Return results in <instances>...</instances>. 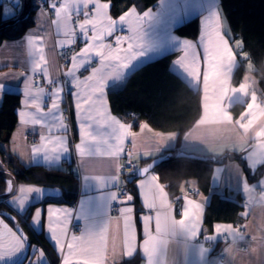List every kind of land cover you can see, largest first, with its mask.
Returning a JSON list of instances; mask_svg holds the SVG:
<instances>
[{
  "label": "crops",
  "instance_id": "0c3cea01",
  "mask_svg": "<svg viewBox=\"0 0 264 264\" xmlns=\"http://www.w3.org/2000/svg\"><path fill=\"white\" fill-rule=\"evenodd\" d=\"M99 3L107 2L99 0ZM34 7H37L36 0ZM214 9L221 18L223 42L211 52L202 51L206 23H214L211 17ZM3 10L4 5L2 16ZM109 10L110 5L107 10L110 16ZM146 11L149 15L142 17ZM19 12L20 9L15 16ZM137 17H142V20H137ZM195 17H199L197 39L182 38L174 33V28ZM76 20L75 15L68 20L63 14L56 16L54 10L49 12L37 8L34 25L21 38L0 44V84L5 85L0 90V104L4 92L20 95L17 122L4 148L26 167L40 166L45 170L73 172L78 180L75 202L63 203V193L57 187L17 184L15 194L6 199L5 204L21 217L34 205L27 225L49 241L59 264H63V256L67 255L66 245L71 235L79 236L86 225L96 233L109 232L115 237L112 241L115 264L132 259H137L136 264H264V173L255 177L259 168L264 166V108L259 106L260 103L264 106V92L257 89L250 74L249 62L246 66L249 64L250 68L245 66L246 74L241 82L232 84L238 57L242 60L245 56L240 52L239 41L230 43L227 38L228 27L219 10L218 0H159L154 8L133 12L129 18L132 31L129 26H118L115 35L132 37L135 46L125 53L128 61L110 62L104 70V94L95 97V107L102 105V111L108 113L107 118L101 120H86V113L75 107L78 102L76 93L79 92V102L82 103V98L89 94L94 84L89 82L74 88V81L70 83L72 78L66 75L71 67L70 62L63 84L60 80L58 53L75 45L79 48L78 52L85 46L79 39L77 24L73 23ZM83 20L84 17L80 16L78 22ZM114 20H119V17ZM73 38L76 43L68 45V40ZM106 43L117 47L114 36L109 37ZM121 47L126 48L127 43ZM172 53L176 55L170 65L171 71L201 94L198 119L180 137L175 132L157 131L146 122L132 129L124 117L111 113L108 91L120 88L141 65ZM123 62H127V65L121 67L119 64ZM37 64L40 65L39 70L35 67ZM93 66H100L98 58H94ZM90 74V70L83 72L81 79ZM248 81L253 84L247 85ZM57 88L63 89L57 100L59 108L49 111L53 100L57 99L52 95ZM33 100L38 102L40 111L32 106ZM67 102L69 119L64 117L62 107ZM84 107L88 108V105ZM92 114L95 116V111ZM33 120L43 123L34 124ZM82 123L89 125L92 139L83 135ZM41 135L61 137L68 151L60 149L53 152L57 145L50 144L47 149L33 153L34 147H41ZM77 144L85 145V154L76 149ZM125 150L138 168L142 167L143 161L170 150L202 158H237L227 159L225 163L212 168L210 187L211 192L228 199L241 196V221L237 224L216 223L210 231L205 230L203 214L210 196L199 193L196 183L188 181L181 188L178 210L153 171L133 181V193L128 192L120 203V214L112 215L110 210L116 190L131 181V178H123L118 173V164ZM45 156L49 158L45 159ZM244 169L251 181L247 179ZM21 188L32 191L21 192ZM187 189L197 195L186 196ZM21 200L24 201L23 208ZM36 210L41 213L39 224L34 222ZM49 210L58 215L49 218ZM65 213H69L67 218ZM77 216L81 219H77ZM0 220L16 231L9 221L1 216ZM140 220L143 222L142 228ZM73 224H80V227L76 228ZM49 225L57 229L56 234L65 245L63 253L59 252V245L49 238ZM61 227L67 229V235H60ZM0 233H4L2 225ZM221 237H225L227 242L221 243ZM10 241L7 234L0 237V244L6 245ZM146 242L150 243L147 253ZM128 243L136 249L129 258L123 253ZM132 248H129V252ZM32 249L44 251L31 246L29 259L35 264L40 252L33 257ZM109 255L110 258L113 256L112 245ZM71 259L76 264L79 257L73 256ZM19 260L16 257L11 264ZM43 260L44 264H50L46 255Z\"/></svg>",
  "mask_w": 264,
  "mask_h": 264
},
{
  "label": "trees",
  "instance_id": "16d2710c",
  "mask_svg": "<svg viewBox=\"0 0 264 264\" xmlns=\"http://www.w3.org/2000/svg\"><path fill=\"white\" fill-rule=\"evenodd\" d=\"M31 1L32 7L28 19L0 30V44L3 41L21 38L34 25L33 19L38 7H34V0ZM102 1L109 3V14L115 19L131 8L139 12L154 8L159 0ZM218 3L228 27L229 42L239 41L240 52L246 56L242 60L238 57V66L233 73L232 84L238 85L241 82L246 74V63L249 62L250 74L256 87L260 92H264V0H218ZM4 22L2 6H0V24ZM174 33L182 38L197 39L199 17L177 26L174 28ZM175 55V53L168 54L141 65L129 75L120 88L108 91L107 100L111 113L124 117L132 129L137 128L139 123L146 122L157 131L175 132L178 137L183 135L200 115L201 94L190 88L171 71L170 65ZM19 105V93H3L0 104V170L11 174L16 184L57 187L63 193V203L73 204L78 187V180L73 172L45 170L40 166L26 167L6 152L4 145L9 141L17 122L16 112ZM169 152L172 154L171 157L156 166L153 172L157 174L172 200L180 195L181 188L188 181H194L199 193L210 196L203 214L202 222L205 230L210 231L216 223L237 224L241 221L240 213L243 209L241 196L236 195L234 200L228 199L219 193L211 192L210 187L212 168L225 163L227 159L237 158L225 156L219 159H198L195 156L188 157V154L184 157H175L182 152L176 150ZM154 159L143 161L141 166H146ZM244 172L247 179L251 181L246 169ZM263 173L264 166L259 168L255 177ZM135 180L136 178L132 177L126 185L131 193H133ZM4 192L5 183L0 179V195ZM33 207L34 205L21 217L11 211L5 204V200L0 201V213L5 214L1 217L9 221L15 230L20 229L29 245L41 248L50 264L58 262L49 241L42 234L33 232L27 225ZM136 263L137 259H132L122 264Z\"/></svg>",
  "mask_w": 264,
  "mask_h": 264
},
{
  "label": "snow or ice",
  "instance_id": "6c2138e0",
  "mask_svg": "<svg viewBox=\"0 0 264 264\" xmlns=\"http://www.w3.org/2000/svg\"><path fill=\"white\" fill-rule=\"evenodd\" d=\"M26 7L25 3L20 4L18 0H7L4 4L3 16L5 23L16 22V19L12 17L15 16V13ZM50 8L55 11L56 16H60L63 14L66 19L72 20L73 16L77 17L76 23L79 28V39L85 45L82 47L75 55L71 56L70 63L71 67L68 69L66 75L72 78L74 81L73 87L79 88L81 84H87L91 82L94 84V87L90 88V92L88 95L82 98V103L80 101L79 92L76 93L78 102L75 107L79 109L82 113H86V120H101L107 118L108 113H104L102 111V105L98 108L95 107L96 99L95 97L99 94H104V70L108 66L110 62L113 61H128V57L125 53L131 51V49L135 46L134 42H132V37H125L122 35H115L116 31L119 30L118 26H129V30L133 29L130 26L129 18L133 15L132 11H126L123 15L119 16V20H114L111 16L108 15L107 10L109 9V4L107 3H99V0H56L50 4ZM23 12L20 13V16L17 19L21 18ZM149 13L146 11L143 13L142 17L148 16ZM80 16L84 17L83 22H78ZM142 17H137V20H142ZM211 17L214 18V23L208 24L206 23V30L203 37V46L202 51L211 52L214 48L218 47L223 42L222 31H221V18L217 10L211 11ZM75 36V33L73 34ZM115 39L116 48H113L111 43H106L109 37H113ZM76 43V39H69L68 45H73ZM124 43H127V47H121ZM199 48L200 45H197ZM123 54V55H122ZM94 58H98L99 67L93 66ZM43 60V57H41ZM121 67L127 65V62H123L119 64ZM36 69L39 70L40 65L37 64ZM91 71V74L84 77L83 80L81 76L83 72ZM80 73L81 75H77ZM46 75V72H45ZM5 87L4 84H0V90H3ZM43 90L41 89V92ZM62 88H57L56 91L52 94L57 99H54L51 108L49 111L56 110L59 108V103L57 100L59 99ZM27 94V93H26ZM32 106L40 111L39 104L36 100L31 102ZM88 105V108L84 106ZM38 106V107H37ZM95 111V116H93L92 112ZM23 116V113H21ZM34 124H42V121L33 120ZM81 131L83 135L88 139H92L91 133L89 131L88 124H81ZM130 127V126H129ZM41 147H34L32 149L33 153H38L42 149H47L48 145L55 144L57 147L52 149L53 152L62 149L64 152L68 151V147L65 145V142L61 137L49 138L46 136H40ZM76 149L81 152V154H85L86 148L83 144H77ZM48 156H45V159H48ZM58 158V157H57ZM21 192L29 191L32 189H20ZM21 207H24V201H20ZM134 211V208H133ZM4 213H0V216H4ZM33 215V214H32ZM35 223H40V210H36L35 212ZM53 215H58V213L54 214L51 210L48 212L49 218ZM69 213H65V218ZM11 219V217H9ZM77 219H81L80 216H77ZM134 221V216H133ZM0 225L3 226L4 233H0V237L4 234H7L8 237L11 238L9 244H0V264H11L14 258L19 257L25 264H33V261L29 259V253L27 251L28 248H31V245L28 244L27 240L22 236L18 235L19 229L13 231L8 227L7 224L4 223L3 220H0ZM141 228L143 226L142 220H140ZM134 226L137 228L136 224ZM50 239L54 240L59 245V252L63 253L65 249L64 243L60 242L59 237L57 236V229L49 225ZM60 235H67V229L61 227ZM115 237L109 232L106 233L101 231L96 233L93 231L88 225L85 226L84 230L81 232L79 236L71 235L70 241L67 243V255L63 256V264H73L71 257L76 256L79 259L76 261V264H115V247L112 244V241ZM110 245H112L113 256L110 258ZM129 248H132L131 243H128L124 246L123 253L124 256L129 258L131 255L135 254L136 249L132 248V251L129 252ZM150 248V243L146 242L145 251L148 252ZM40 252V258L35 261V264H44V256L45 253L40 249H32L31 256L35 257L36 253ZM52 264H58L57 261L52 262ZM150 264V262H149Z\"/></svg>",
  "mask_w": 264,
  "mask_h": 264
},
{
  "label": "built area",
  "instance_id": "2783aa9c",
  "mask_svg": "<svg viewBox=\"0 0 264 264\" xmlns=\"http://www.w3.org/2000/svg\"><path fill=\"white\" fill-rule=\"evenodd\" d=\"M19 1V0H18ZM7 2V0H0V6H3L5 3ZM37 2V7L39 9H49L50 4L53 2H56V0H36ZM62 2V0H61ZM73 48H69V49H63L60 51V53L57 55V66H58V70H59V76H60V80L61 83L63 84V79H64V70L65 67L67 65V63L70 60V57L72 55ZM61 74V75H60ZM248 84L251 85L252 83L248 81ZM260 107L263 109L264 106L262 103L259 104ZM64 106V117H67V119H69V106L68 103H63ZM30 139V137H29ZM136 171H137V164L132 161V159L129 156V152L125 150V154L121 157L119 164H118V173L119 176L121 177H127V178H132L136 176ZM128 189L127 187H119L116 190V194H115V199L113 204L111 205V214L112 215H119L120 213V203L127 197L128 195ZM186 196H194L197 195L196 192L191 191L190 189L186 190ZM179 196L175 197L174 200L172 201L173 205H175V207L180 210V205H179ZM77 225V226H76ZM73 224V226H75L76 228L80 227V224ZM79 225V226H78ZM220 242L225 243L226 242V238L225 237H221L220 238ZM212 245H210L211 247ZM245 250V249H244Z\"/></svg>",
  "mask_w": 264,
  "mask_h": 264
},
{
  "label": "water",
  "instance_id": "95a60500",
  "mask_svg": "<svg viewBox=\"0 0 264 264\" xmlns=\"http://www.w3.org/2000/svg\"><path fill=\"white\" fill-rule=\"evenodd\" d=\"M25 3L26 7L21 8L20 12L16 15V17H14L13 19H16V22H9V23H2L0 24V30L5 28V27H10L13 26L19 22H23L26 19H28V17L30 16L31 13V7H32V1L31 0H21V4ZM23 12V15L21 18L17 19V17L20 16V13ZM171 152H166V154L160 158H155L154 160H152L150 163H148L146 166L140 167L137 169L136 171V176L135 178L139 179V178H143L147 173L151 172L154 170V168L156 166H158L161 162H164L166 160H168L171 157ZM186 154L184 153H179L176 154L175 157H184ZM188 157H194L192 155H187ZM198 159H205L202 157H197ZM207 159V158H206ZM0 179L3 180V182L5 183L6 186V191L0 195V201H3L7 198H9L10 196L14 195L16 192V182L14 180V178L12 177L11 174L1 171L0 170ZM19 235H22L24 237L23 232L19 229L18 232ZM28 253L30 251V248L27 249ZM25 262H23L21 259L16 263V264H24Z\"/></svg>",
  "mask_w": 264,
  "mask_h": 264
},
{
  "label": "rangeland",
  "instance_id": "374dc122",
  "mask_svg": "<svg viewBox=\"0 0 264 264\" xmlns=\"http://www.w3.org/2000/svg\"><path fill=\"white\" fill-rule=\"evenodd\" d=\"M21 3V0H19L18 1V3ZM39 9V8H38ZM21 10V9H20ZM51 10H53V9H51L50 7H49V9H48V11L49 12H51ZM224 21H225V19H224ZM226 22V21H225ZM240 43V42H239ZM80 46V45H79ZM69 48H73V53H72V55L71 56H73L76 52H77V50L79 49V48H77V46L75 45V46H72V47H69ZM69 48H66V49H69ZM60 53V52H59ZM58 53V54H59ZM246 57V56H245ZM71 58V57H70ZM245 59V58H244ZM69 62H70V60H69ZM69 62L67 63V65H66V67H65V70H64V76L63 77H65V71H66V68H67V66H68V64H69ZM246 68L248 69V68H250V65L249 64H247V66H246ZM58 72H59V70H58ZM61 75V74H60ZM249 82H251L252 83V81H249ZM253 84V83H252ZM251 84V85H252ZM247 85H249L248 84V82H247ZM251 85H249V86H251ZM67 100H68V98H67ZM68 103V102H67ZM68 106H69V103H68ZM260 106V105H259ZM62 107H64V106H62ZM137 169H138V166H137ZM17 185V184H16ZM5 191H6V186H5ZM185 194H186V191H185ZM193 196V195H192ZM11 197V196H10ZM8 199V198H7ZM6 200V199H5ZM226 242H227V240H226ZM225 242V243H226ZM221 243H223V242H221ZM25 264V263H24ZM59 264V263H58Z\"/></svg>",
  "mask_w": 264,
  "mask_h": 264
}]
</instances>
